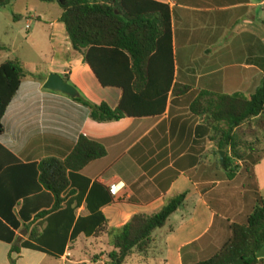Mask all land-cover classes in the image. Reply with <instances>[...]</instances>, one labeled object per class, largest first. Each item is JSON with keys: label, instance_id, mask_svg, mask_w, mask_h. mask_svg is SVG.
<instances>
[{"label": "crops", "instance_id": "0c3cea01", "mask_svg": "<svg viewBox=\"0 0 264 264\" xmlns=\"http://www.w3.org/2000/svg\"><path fill=\"white\" fill-rule=\"evenodd\" d=\"M163 1L173 12L178 92H171L163 116L98 123L81 103L44 88L54 73L89 103L117 109L122 99L120 89L101 86L83 55L73 49L66 26L59 21L62 11L48 25L52 58L48 75L29 72L2 121L0 144L24 164L65 159L82 136L104 144L106 157L90 163L81 175L105 186L114 198L102 208L108 230L122 228L135 215L158 213L169 200L187 194L168 224L154 233L150 250L136 252L126 264L135 257L141 264H197L210 259L230 240L233 224L247 223L257 202V193L253 201L248 195L251 186L239 185L242 171L233 180L218 178L213 155L217 144L209 138L204 116L196 115L192 105L212 95L249 97L260 88L264 0ZM37 22L41 17L29 14L26 28L34 30ZM112 185L122 189L112 194ZM68 194L63 210L72 204L76 219L88 217L86 202L78 206ZM35 226L44 230L47 221H36L30 231L22 226L17 232L20 243L29 239ZM72 232L73 228L61 258L23 249L18 258L13 256L16 264H41L50 258L58 264H88L97 253L103 254L100 264L109 261L113 248L108 234H81L72 240ZM11 248L0 241V264H11Z\"/></svg>", "mask_w": 264, "mask_h": 264}, {"label": "trees", "instance_id": "16d2710c", "mask_svg": "<svg viewBox=\"0 0 264 264\" xmlns=\"http://www.w3.org/2000/svg\"><path fill=\"white\" fill-rule=\"evenodd\" d=\"M13 1L0 0V11ZM39 1L62 9L59 21L65 24L73 49L83 55L101 86L122 91L117 109L107 103H89L82 97L74 99L88 109L92 120L111 123L165 114L171 92L178 95L173 12L169 4L163 0ZM15 20L22 17L16 16ZM27 76L19 59L0 65V137L4 134L2 121ZM203 100L204 97L197 100L192 111L204 116L211 133L209 138L218 146V178L233 180L241 172L239 162L256 166L264 157L253 156L261 144L260 136H264V81L249 97L212 95ZM220 152H226L224 164ZM106 155L104 144L82 136L65 159L24 164L0 144V241L12 245L11 264H16L23 249L61 258L72 228V240L81 234L109 235L113 251L106 264H126L136 252L150 250L154 233L168 224L187 194L169 200L158 213L135 215L122 228L108 230L102 208L113 204L114 198L105 186L81 175L85 167ZM67 192L78 206L86 202L91 212L88 217L76 219L72 204L63 210ZM256 197L247 223L233 224L232 236L223 248L197 264H235L240 259L245 264L264 261L258 258L264 249V199L259 193ZM39 220H46L47 227L40 230L35 226L29 239L20 243V228L30 231Z\"/></svg>", "mask_w": 264, "mask_h": 264}, {"label": "rangeland", "instance_id": "374dc122", "mask_svg": "<svg viewBox=\"0 0 264 264\" xmlns=\"http://www.w3.org/2000/svg\"><path fill=\"white\" fill-rule=\"evenodd\" d=\"M61 12L62 9L57 5L47 4L39 0H14L9 7L1 10L0 65L10 59H19L25 64V70L29 75V72H35L39 76H47L52 64L48 25ZM29 14L41 17V22L36 23L34 30L26 28ZM16 16L22 17V20L16 21ZM260 140L261 144L257 146L256 152L253 153L255 158L264 156V136H260ZM213 151L216 165H218L219 157L215 154L218 151L217 146ZM229 152L232 154L231 150ZM239 165L242 168V177L239 185L245 182L251 186L250 188L248 187V195L252 201L255 193H259L264 199V157L256 166H253L252 162H248V164L239 162ZM247 168H249V171H247ZM102 256L103 254H94L88 264H100L103 261ZM138 259V257L132 258L127 264H141ZM30 261L31 259L26 260V262ZM41 264L58 263L53 258H50V260Z\"/></svg>", "mask_w": 264, "mask_h": 264}, {"label": "water", "instance_id": "95a60500", "mask_svg": "<svg viewBox=\"0 0 264 264\" xmlns=\"http://www.w3.org/2000/svg\"><path fill=\"white\" fill-rule=\"evenodd\" d=\"M44 88L49 91L56 93L65 94L73 99H76L80 96L79 91L71 85L66 79L58 74H51L44 85ZM225 152H220L221 163H225ZM258 258L264 259V249L258 254ZM235 264H245L242 259L238 260Z\"/></svg>", "mask_w": 264, "mask_h": 264}, {"label": "built area", "instance_id": "2783aa9c", "mask_svg": "<svg viewBox=\"0 0 264 264\" xmlns=\"http://www.w3.org/2000/svg\"><path fill=\"white\" fill-rule=\"evenodd\" d=\"M30 27H28L29 29ZM122 189V187L120 185H112L110 186V191L112 194H117L120 190Z\"/></svg>", "mask_w": 264, "mask_h": 264}]
</instances>
